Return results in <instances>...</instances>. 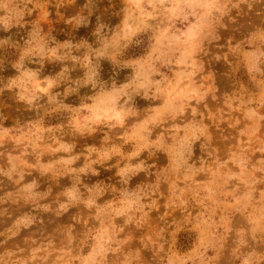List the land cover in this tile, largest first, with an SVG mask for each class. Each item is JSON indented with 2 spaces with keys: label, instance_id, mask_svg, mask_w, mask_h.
Masks as SVG:
<instances>
[{
  "label": "rangeland",
  "instance_id": "rangeland-1",
  "mask_svg": "<svg viewBox=\"0 0 264 264\" xmlns=\"http://www.w3.org/2000/svg\"><path fill=\"white\" fill-rule=\"evenodd\" d=\"M0 264H264V0H0Z\"/></svg>",
  "mask_w": 264,
  "mask_h": 264
}]
</instances>
